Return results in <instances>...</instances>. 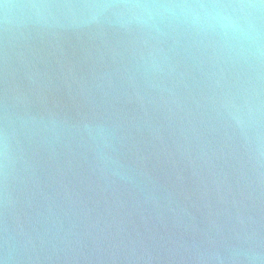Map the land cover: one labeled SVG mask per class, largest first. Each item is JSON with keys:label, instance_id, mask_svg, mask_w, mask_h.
I'll return each mask as SVG.
<instances>
[{"label": "water", "instance_id": "1", "mask_svg": "<svg viewBox=\"0 0 264 264\" xmlns=\"http://www.w3.org/2000/svg\"><path fill=\"white\" fill-rule=\"evenodd\" d=\"M9 19L21 114L27 106L77 116L100 105L120 125L121 157L128 165L123 180L110 182L71 135H32L37 126L23 123L29 137L21 136L9 222L39 232L44 254L106 257L121 242L123 255L129 242L163 248L205 233L217 239L254 230L264 234V184L256 183L247 155L229 139L211 106L197 110L193 102L201 92L211 94L200 69L211 75L225 63L219 37L179 31L153 39L100 30L40 35L23 29L22 10L11 9ZM149 51L154 63L149 60L137 81L141 109L128 103L133 88L122 77L133 53L138 58ZM188 107L194 111L185 119Z\"/></svg>", "mask_w": 264, "mask_h": 264}, {"label": "clouds", "instance_id": "2", "mask_svg": "<svg viewBox=\"0 0 264 264\" xmlns=\"http://www.w3.org/2000/svg\"><path fill=\"white\" fill-rule=\"evenodd\" d=\"M13 8L25 13L23 29L40 35L100 30L145 33L153 39L179 31L219 37L226 46L225 63H218V72L211 75L200 69L211 94L201 92L193 102L197 110L211 106L229 139L238 141L247 155L256 183L264 184V0H25L19 4L0 0V264H80L81 260L93 259L111 264H264V234L259 230L220 239L205 233L203 238L175 240L163 248L129 242L123 245V255L121 242L108 256L93 258L44 254L46 241L39 232L33 234L9 222L10 184L17 154L23 152L21 136L29 137L22 131L25 121L37 126L32 135H71L90 157L95 170L110 182L123 180L128 170L121 157L120 125L100 105L93 106L91 114L77 116L32 111L27 106L23 114L18 110L22 93L16 82L17 53L9 19ZM150 59L154 63L150 51L138 58L133 53V63L122 77V82L133 88L128 103H136L141 109L143 97L137 81L144 78ZM164 90L172 92V88ZM178 107L184 111L181 105ZM193 111L188 107L183 118L189 119ZM51 247L56 250L55 244Z\"/></svg>", "mask_w": 264, "mask_h": 264}]
</instances>
